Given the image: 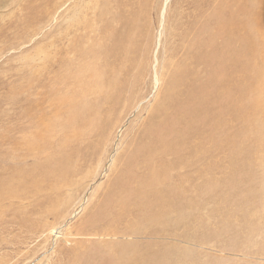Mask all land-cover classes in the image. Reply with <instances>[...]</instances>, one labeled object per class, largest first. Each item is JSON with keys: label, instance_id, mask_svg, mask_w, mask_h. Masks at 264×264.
<instances>
[{"label": "rangeland", "instance_id": "rangeland-1", "mask_svg": "<svg viewBox=\"0 0 264 264\" xmlns=\"http://www.w3.org/2000/svg\"><path fill=\"white\" fill-rule=\"evenodd\" d=\"M191 1L139 2L142 16L135 36L139 48L127 56L122 53L118 60L112 57L113 66L105 68L107 50L112 52L115 38H122L125 28L123 19L111 18L128 15L127 3L132 0H121L119 7L112 5L111 0H0V183H6L2 181L8 180L10 169L16 171L22 184L17 193V189L7 193L8 184L0 188V264H67L58 260L59 255L67 250L69 254L77 251L74 244L84 239L87 243L95 240V248H101L106 257L110 244L126 239L121 233L112 234L106 229L120 231L122 224L128 222L126 217L117 219L118 213H124L117 202L137 203L138 197L124 191L120 180L136 194L139 179L134 174H141L143 167L137 165V157L131 152L134 147L129 143L136 138L147 142L143 134L151 117L149 110L154 112L151 123L158 128L159 138L167 143L177 140L178 133L185 132L183 129L199 128L198 120L202 118L192 111L188 100L182 105L176 103L174 109L168 107L159 112L154 108L159 95L165 100L170 79L183 59L199 51L197 47L188 52L190 35L196 40L203 36L200 25L190 29ZM218 1L207 0L211 20ZM256 3L258 29L254 30V37L256 47L261 49L264 0ZM194 15L200 17L197 11ZM216 30V25H212L211 31ZM129 46L126 43L127 50ZM263 53L264 48L253 55L259 58ZM218 58L220 55L209 63L210 68H216ZM244 60L254 64L253 56ZM202 66L199 77L205 71L209 73ZM201 80L206 82L208 78L203 76ZM116 84L120 85L118 89ZM178 97L179 94L173 95L171 103L172 99L177 102ZM206 105L209 108L210 102ZM211 107L218 113V104ZM167 114V122H163L160 116ZM212 129L205 130L208 137L221 136L220 129ZM31 138L35 142L32 139L31 143ZM40 138H48L46 146L40 145ZM205 143L203 138L201 144ZM189 146L183 153L162 160L172 166V159L181 161ZM59 153L74 156L71 164L78 167L71 184L52 188L51 179L37 181L33 173L39 165L50 166L48 161ZM196 160L202 163L194 169L193 177L189 169L179 170L184 161L178 162L175 170L167 167V178L179 187L176 213L182 214L191 226L158 223L150 225V231L128 238L142 249L163 246L179 251V264L185 260L187 264H264V164L252 156V163L241 167L239 186L230 188L223 182L212 186L207 183L209 172L202 165L206 157L198 154ZM110 187L119 193L106 204L99 194ZM240 189L243 219L229 220L232 209L239 205ZM54 199L62 204L61 214L40 220L37 211L47 204L46 200ZM39 223L41 228L36 226ZM93 230L96 236H90ZM70 231L74 236H70ZM78 231H84L82 236L75 235ZM91 259L92 255L80 257L84 264Z\"/></svg>", "mask_w": 264, "mask_h": 264}, {"label": "bare ground", "instance_id": "bare-ground-1", "mask_svg": "<svg viewBox=\"0 0 264 264\" xmlns=\"http://www.w3.org/2000/svg\"><path fill=\"white\" fill-rule=\"evenodd\" d=\"M120 1L121 0H111V3L119 7L117 5L121 4ZM142 1L143 0H132V2L127 3V7L130 9L129 14L127 13L128 15L123 16L117 14L111 18L112 20L114 19L113 21L123 19L124 22L122 23L125 25V28L121 31V36L123 37L119 38L117 36V38H115V46L112 52H110L111 50L109 49L107 50L105 68L112 67L113 64L111 62L118 60L122 53L127 56L129 51L132 52L136 48H139L140 42L135 40V36L138 20L142 16L139 5V2ZM242 1L245 3H242ZM101 3L102 1L100 4ZM255 4H257L256 0H219L213 13L214 17L211 20L207 13L209 10L207 0H204L202 3H199L198 0L191 1L190 29L194 27L199 28L198 25H200L202 27L203 36L201 39L196 40L190 35L191 46L188 52L190 53L191 48L197 47L199 51H193L191 56H187L183 59L182 64L174 71L173 77L170 79L171 87L167 90L165 100L162 101L159 95L154 102V108L159 112L164 111L168 107L174 109L177 105L176 103L182 105L183 103H187L188 100V104L193 105L192 111H195L197 116H202V118L198 120L199 128L191 126L189 130L183 129L185 132H179L178 135L187 137L178 138V136L177 140H171L173 141L171 143L164 142L162 138H159L160 132H158V128L151 123L154 112L150 109L151 117L150 120L145 123V133L143 134L147 142L136 138L135 140L140 141L135 143V140H133L129 143V146L133 145L134 147L131 152L133 157H137V165L144 169L141 168V174H134L139 179L136 194L134 190L126 189L122 184V180H120V187L124 191L130 192L138 197L137 203L134 205L126 200L117 202V206L120 209H124V213L120 212L117 214V219L122 220L126 217L128 222L122 224V230L120 231L106 229V231L112 234L121 233L126 239L110 244L106 257L103 256L101 248L98 250L95 248V240L91 241V243H87L86 239L79 240L73 247V249L77 251H74L72 254H69L67 252L68 250L65 252L63 251L64 253L60 254L62 257L59 255L60 258H58V260L65 261L67 264H69V262L70 264H84L80 261V257L86 254L88 257L92 255V259L89 260L88 264H165L167 260L175 259L176 260L171 264H179L182 255L179 251H174L170 247L164 248L163 246V249L159 247L142 249L138 247L134 240L128 238L130 236L137 237L143 232L150 231V225L158 223L168 225L172 224V222H174V225L186 223L188 227L191 226L190 222H185L186 218H182V214L176 213L179 209L177 205V191L179 187L176 183L167 178V174H169L167 167L175 170L177 168L176 164L184 161L185 165L179 166V170L185 167V169H189L192 175L191 177H193L192 173L194 169L199 168L202 163L196 160V155L204 154L206 162L202 165H205V168L209 172L206 182L210 183L211 186L223 182L222 184L232 188L235 185L239 186L241 183V167L242 165L251 164L252 156L258 159L257 162L259 164H264V53L261 54L259 58L253 55L255 51L259 52L264 47L258 49L255 44L257 39L254 37V30L258 29L257 11L254 10ZM195 11L200 13V17L194 15ZM119 12L121 13L122 9H119ZM212 25H216V31H211ZM117 33L119 32L117 31ZM115 34L116 32L114 33V37ZM217 36L220 38L218 39ZM120 39L121 41L119 43L118 40ZM126 43L130 45L129 50L126 49ZM111 45H113V43ZM216 55H220V58L215 61L216 68L214 69L213 65L210 68L209 63L213 61ZM251 55L254 58L253 65H250V61L244 60L246 56H250L252 59ZM112 57L115 60H113ZM202 65L208 68L209 73L208 71H203L204 75L202 73V77H199L198 73L200 67H203ZM203 76L208 78L206 82L201 80ZM119 86V84H116V89H118ZM124 87L127 89L129 85ZM175 94H179L177 102L172 99L171 103L170 98ZM209 102L210 107L206 108V104ZM213 103L218 104V113L211 107ZM222 114H224V116L219 118ZM217 115H219V117H217ZM168 117V114L160 116L163 122H167ZM178 118L182 119L183 117L179 116ZM247 125L249 126L246 128ZM203 126H206L205 130L208 129V132L213 131L212 127L220 129L221 136L208 137V133L203 130ZM231 129L232 131L229 133ZM233 130L234 134H232ZM203 138L206 139L205 144H201ZM32 139L33 142H35L34 140L36 139L34 138H31L29 141L32 143ZM47 139L48 138H40L37 140L41 142L40 145L43 147L46 146ZM187 145H190V148L187 154L184 156L181 155V161L172 159V166H170L169 161L166 162L162 160L163 157L165 160V158L171 155L173 156V154L183 153ZM194 147H200L202 149L197 150L194 149ZM73 158L74 156L69 154L64 155V153H59L57 156L54 155V157L48 161L50 166L46 164L42 166L39 165L33 175L37 181L41 179H46L48 181V179H51L53 184H50V180L49 184L52 188L69 185L72 183L75 169L78 167L76 164H71ZM126 165H128V161ZM126 165H123L125 166L124 169ZM213 168L216 170L210 173ZM7 170L9 171L7 175L8 180L2 181L6 183H0V188L8 184L6 192L12 193L17 189V193L22 184L18 182L19 178L15 170ZM199 174L204 175V172H200ZM220 174L222 175L220 176ZM27 176L31 178V176ZM117 193L119 192L115 190V188L110 187L107 192L105 191L99 195L104 197L105 203L108 204L111 198ZM237 194L239 198L242 194L241 189ZM230 200L231 199H229V201ZM240 200L239 198V205L236 203L234 204L237 206L232 209L229 220L230 218H235V220L243 219V215L240 211L242 208ZM46 202L47 204L37 211L39 212L38 216L40 220H45L47 216L50 215L58 217L61 214L62 206L60 200H46ZM105 213L102 214L104 215ZM84 221H86V219H84ZM36 226H38L37 228H41L40 223ZM72 227L74 229L77 228L76 225ZM184 227L186 228L187 226ZM79 231L76 232L75 235L82 236L85 230L82 232ZM69 234H71L70 236H74L72 231H70ZM90 236H96L95 230L90 233ZM66 246L64 247L66 248ZM181 264H187V260Z\"/></svg>", "mask_w": 264, "mask_h": 264}]
</instances>
